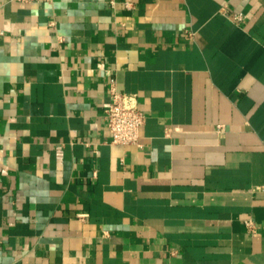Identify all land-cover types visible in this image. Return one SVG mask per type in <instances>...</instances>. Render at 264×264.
Here are the masks:
<instances>
[{
	"label": "crops",
	"instance_id": "0c3cea01",
	"mask_svg": "<svg viewBox=\"0 0 264 264\" xmlns=\"http://www.w3.org/2000/svg\"><path fill=\"white\" fill-rule=\"evenodd\" d=\"M0 264H264V0H0Z\"/></svg>",
	"mask_w": 264,
	"mask_h": 264
},
{
	"label": "built area",
	"instance_id": "2783aa9c",
	"mask_svg": "<svg viewBox=\"0 0 264 264\" xmlns=\"http://www.w3.org/2000/svg\"><path fill=\"white\" fill-rule=\"evenodd\" d=\"M126 4L128 7L131 6L130 2ZM234 19L241 23L245 20V15L241 12L235 13ZM108 85L110 104L106 109V118L112 136V143L121 145L138 144L141 128L145 123V114L139 106L137 95L121 91L117 79L112 74H109ZM84 215L80 214V216ZM252 224V220L246 221V225L252 226Z\"/></svg>",
	"mask_w": 264,
	"mask_h": 264
}]
</instances>
